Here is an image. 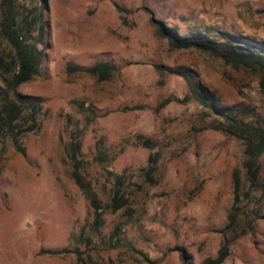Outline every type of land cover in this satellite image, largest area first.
Here are the masks:
<instances>
[{"label":"rangeland","instance_id":"rangeland-1","mask_svg":"<svg viewBox=\"0 0 264 264\" xmlns=\"http://www.w3.org/2000/svg\"><path fill=\"white\" fill-rule=\"evenodd\" d=\"M14 5L16 26L36 19L42 27L40 37L35 22L26 41L41 56L38 74L15 89L36 100L39 112L37 129L19 137L21 152L0 137V264H207L236 234L221 264H264V194L242 200L246 215L236 233L222 232L232 175L244 179L242 145L222 129L230 119L264 123V74L168 49L141 10L179 33L244 38L264 55V0ZM10 55L0 35V58ZM99 62L114 68L107 81L68 69ZM4 90L0 79V96ZM71 137L79 142L82 183L98 203L95 224L71 176ZM150 157L156 164L147 179ZM114 176L123 179L124 201L111 211Z\"/></svg>","mask_w":264,"mask_h":264},{"label":"trees","instance_id":"trees-1","mask_svg":"<svg viewBox=\"0 0 264 264\" xmlns=\"http://www.w3.org/2000/svg\"><path fill=\"white\" fill-rule=\"evenodd\" d=\"M15 0H0V35L7 42L11 57L8 62L0 58V79L4 84V92L0 96V137L11 140L15 149L20 151L19 137L25 133L33 132L37 129V114L39 104L36 100L23 98L15 93L17 86L29 81L38 74L41 56L33 46H29L27 36L32 30L35 22L38 25V35H42L40 22L32 19L23 22L22 26L15 24ZM141 10L148 15V23L152 27L154 35L166 42L170 50H196L212 58L222 61L231 68L251 71L264 74L263 50L254 53V47L244 38H238L221 34L211 36L204 31H188L179 33L175 27L166 25L163 21L154 17L151 10L146 7ZM39 20V19H38ZM71 71H83L94 76L98 81H107L111 78L114 68L108 63H95L83 70L77 67L68 68ZM188 83L190 89L194 91V85L186 74L177 72ZM264 85V81H260ZM242 112V110H238ZM222 131L240 141L242 145L241 169L243 171V183L240 182L239 175L234 172L232 175L233 197L231 206L226 215V225L222 232L236 233L242 216H245L241 207L242 200H249L251 195L259 191L264 194V178L259 179V161L264 157V123L254 124L243 120L236 121L230 119L226 128ZM67 159L72 168L71 176L75 184L80 188L84 196L88 199L93 210L94 224L99 220L98 203L88 191V187L82 183L79 170L83 167L79 158V142L77 138L71 137L65 148ZM149 165L144 173L147 179L155 171L156 160L149 158ZM123 179L114 176L113 188L107 207L111 211L118 210L123 203L121 185ZM245 225L250 229V221L246 220ZM238 237L236 234L231 240ZM225 240L219 247L216 257L208 261L207 264H221L227 256L229 241ZM183 261L187 255L180 250Z\"/></svg>","mask_w":264,"mask_h":264}]
</instances>
